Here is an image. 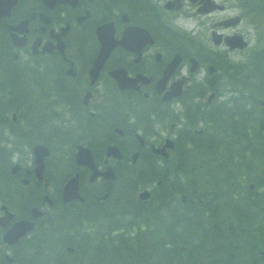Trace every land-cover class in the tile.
<instances>
[{"label":"flooded vegetation","instance_id":"af4514ba","mask_svg":"<svg viewBox=\"0 0 264 264\" xmlns=\"http://www.w3.org/2000/svg\"><path fill=\"white\" fill-rule=\"evenodd\" d=\"M203 1L20 0L12 15L0 21V37H5L0 39L3 264H64L63 249L67 250L80 235L77 224L56 222L51 212L56 207L74 209L79 204L84 209L103 207L110 199V179L99 176L90 180L88 168L77 170L72 148L88 146L104 164L107 136L97 141L100 147L96 154L95 132H109L124 124L121 127L126 136L116 135L117 143L147 149L171 138L175 147L185 138L184 130L190 122L182 114L190 97L197 112L202 102L217 101L216 90L202 93L194 85L204 89L207 82L220 83L223 61L231 66L228 54H239L244 48H229L223 39L213 46L211 31L241 34L248 42L252 39L239 29L244 22L237 4L224 3L222 11L206 12ZM230 8L240 21L231 27L215 26L233 14H229ZM193 16L212 18L207 41L193 44L197 50L167 38L172 29L180 31L171 25V21L176 22L172 17ZM201 26L195 24L196 28ZM175 53L181 60L171 67ZM191 56L197 58L193 70ZM167 64L168 77L158 84ZM245 65L244 61L233 63L234 78L243 75ZM196 76L199 82L194 80ZM177 109H181L179 115ZM135 126L151 131L143 144L131 134ZM42 146L48 153L38 168L37 156L46 153ZM59 152L64 153L66 163H59ZM82 171L87 175L82 179L78 176L82 201L70 199L65 203L63 189ZM18 221L31 224L28 233L13 243L5 241V233L10 235L9 229ZM42 233H48L47 239L41 240L40 250H34L32 246ZM67 252L72 257L73 248ZM63 259L67 258L63 255Z\"/></svg>","mask_w":264,"mask_h":264},{"label":"trees","instance_id":"16d2710c","mask_svg":"<svg viewBox=\"0 0 264 264\" xmlns=\"http://www.w3.org/2000/svg\"><path fill=\"white\" fill-rule=\"evenodd\" d=\"M260 9L262 10L263 7ZM245 98L248 103L249 98L246 96ZM250 112L251 109L242 111L236 122L233 119L234 113L230 112L228 120L219 124L218 138L222 140L218 146L221 147L220 150L216 149V142L194 147L178 165V169L185 173L188 183L194 186L192 195L195 201L190 200L189 208L184 215L174 217V220L168 224L164 221L159 222V230L156 234L146 223L144 230L147 233L135 236L131 246L121 244L119 241L120 246L117 245L112 249L110 261L114 264H234V261L230 260V242L217 240L214 245H209L205 238L198 239L197 235L208 236L205 232L206 225L210 232L218 228L213 233L217 237L221 236L223 226L216 220L220 214L213 206V199L222 192L214 190L218 188L216 185L221 183L222 188L229 193L230 188H234L231 184L234 179L251 173L249 169L257 167L262 158L264 159L262 154L264 130L256 131L258 135L256 144L252 143L250 133L247 134V131H253L249 130L253 125L248 127ZM210 153H213L214 157L210 156ZM254 154L258 159L256 162L252 159ZM219 155L221 159H218ZM260 168L261 172H264V165ZM204 174L209 176L204 177ZM261 198L259 197L257 201L259 202ZM131 218L153 219L139 210H135ZM202 223L205 225L203 226ZM46 235L48 233L41 234L37 244L32 246L34 250H40L41 240L47 239ZM92 243V238L87 236H82L75 243V251L80 253L81 264H93L97 257L96 253L105 251V248H93ZM202 255L206 256V261L201 259ZM0 263L4 262L0 261Z\"/></svg>","mask_w":264,"mask_h":264},{"label":"rangeland","instance_id":"374dc122","mask_svg":"<svg viewBox=\"0 0 264 264\" xmlns=\"http://www.w3.org/2000/svg\"><path fill=\"white\" fill-rule=\"evenodd\" d=\"M226 3L227 4H230L232 2L230 0H227ZM228 12L233 13V12H235V10H233L232 8H230L228 10ZM195 18L200 19V21L197 23V20ZM172 19L176 20V22L171 21V23H172L173 26H178L180 28V30H182L186 34H191L194 37V39L192 40V41H194V44H197V41L198 40H201L202 42H205V38H207V36H208L209 26H210L211 21H212V18L211 17H208V16H205V17H202V18L195 17V16H193L191 18H180V17L174 18V17H172ZM199 23H201L202 26L196 28L195 27V24H199ZM247 28H249V29L247 30ZM239 29L240 30H244V32H247V36L252 38L253 44H252L251 47H248V49L245 52H240L239 54H231V55H229V58L232 61H238V60L241 59L240 54H243V56H242L243 58L248 57V59L253 60V54H254V52L255 51H259L264 46V33L261 32V31L254 30L251 26H249L247 24L246 21H245V24H243V25H241L239 27ZM191 32H193V33H191ZM253 34H255V39H254ZM186 44H189V47L185 46L188 49H190V50H197V48H194L193 47V44L192 43L186 42ZM195 79H198L197 76L195 77ZM223 90H226V91L229 90V86L228 85L227 86L225 85L223 87ZM210 91L211 90H209L208 93ZM263 96H264V94H263ZM260 113H264V112H262V110H260ZM263 118L264 117H262V119ZM139 164H140V166H144L147 163H145L144 161H142V162L136 163L134 166H129V165L124 166L123 167V170L121 171V173L123 175H126V173H128L129 171H131L132 169H134V167L137 166V165H139ZM263 165H264V159L262 158L261 162H259V167L260 166H263ZM245 178H246V176H244V177L242 176V177L237 178L235 180V184H234L235 189H239L240 192H242L243 190L245 192H249L246 189L247 188L248 181H246ZM138 182H141L144 185H149V186H151V184H152V181L150 179H148L147 177H145V178H138ZM185 184L188 186L189 185L188 181H186ZM257 184H259V183H257ZM216 186H218V188H214V190H217V191H221L222 190L221 183H219V185H216ZM132 193H134V192H132ZM238 197H241V195H238ZM261 204H263L261 206V208H263L264 207V203H261ZM228 216H229V212H228ZM238 221H239L240 227H248L252 223V221L253 222H256V223L257 222L258 223H263L264 222V210L261 213H258L257 216L252 217L251 210L248 207H246L245 208V215H239L238 216ZM230 223H233L234 225L237 226V223L236 222H230ZM202 224H203V226L205 225L204 223H202ZM224 225H226V224L224 223ZM224 227H225L226 230L230 229L229 226H224ZM205 229H206L205 232H206V234L208 236H201V235L198 236L197 235L198 239L199 238H205L206 241L209 242V245H214V243L217 240H219V239L220 240H223V241L224 240L226 241L227 236L221 238V237H217L215 235V233H213V232H216L218 228H215V229L212 230V232H210L209 227H207L205 225ZM250 239H251V234H250V232L248 230L240 233L239 237L237 239H235V243L238 244V248L235 249V253H234V260L233 261H234L235 264L236 263L237 264H242V263H239V257H240L241 254H245L247 257H249L250 250L248 248V243H249ZM193 240H194V237H193ZM241 242H244V245H245L244 247H242L240 245ZM226 255H227V252H226ZM158 256L160 257V253H158ZM201 259L202 260H205L206 259V256L205 255H202Z\"/></svg>","mask_w":264,"mask_h":264},{"label":"water","instance_id":"95a60500","mask_svg":"<svg viewBox=\"0 0 264 264\" xmlns=\"http://www.w3.org/2000/svg\"><path fill=\"white\" fill-rule=\"evenodd\" d=\"M17 0H0V16L4 17L8 15L11 7Z\"/></svg>","mask_w":264,"mask_h":264},{"label":"bare ground","instance_id":"6f19581e","mask_svg":"<svg viewBox=\"0 0 264 264\" xmlns=\"http://www.w3.org/2000/svg\"><path fill=\"white\" fill-rule=\"evenodd\" d=\"M245 245H242V247H244Z\"/></svg>","mask_w":264,"mask_h":264}]
</instances>
